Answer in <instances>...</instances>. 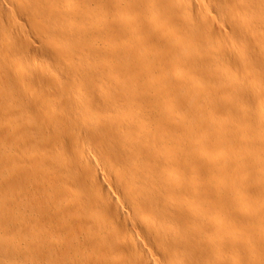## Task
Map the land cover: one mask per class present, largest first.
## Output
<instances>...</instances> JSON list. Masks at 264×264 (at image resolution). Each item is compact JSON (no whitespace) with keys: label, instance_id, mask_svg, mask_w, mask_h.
<instances>
[{"label":"bare ground","instance_id":"bare-ground-1","mask_svg":"<svg viewBox=\"0 0 264 264\" xmlns=\"http://www.w3.org/2000/svg\"><path fill=\"white\" fill-rule=\"evenodd\" d=\"M0 264H264V0H0Z\"/></svg>","mask_w":264,"mask_h":264}]
</instances>
